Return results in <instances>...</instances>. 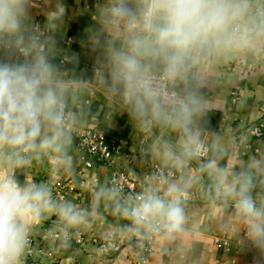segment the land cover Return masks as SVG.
I'll use <instances>...</instances> for the list:
<instances>
[{
  "label": "crops",
  "instance_id": "0c3cea01",
  "mask_svg": "<svg viewBox=\"0 0 264 264\" xmlns=\"http://www.w3.org/2000/svg\"><path fill=\"white\" fill-rule=\"evenodd\" d=\"M7 71L34 104L64 98L74 124L118 145L116 168L146 183L154 165L171 173L159 188L179 192V228L147 264H264V139L240 136L264 115V0H0V79ZM162 71L191 95L189 115L170 119L132 90ZM197 140L208 157L192 155ZM108 170L85 167L66 129L0 115V264L20 263L26 237V264H132L146 225L120 207Z\"/></svg>",
  "mask_w": 264,
  "mask_h": 264
},
{
  "label": "built area",
  "instance_id": "2783aa9c",
  "mask_svg": "<svg viewBox=\"0 0 264 264\" xmlns=\"http://www.w3.org/2000/svg\"><path fill=\"white\" fill-rule=\"evenodd\" d=\"M236 31L237 27L235 26L233 33L236 34ZM18 52L25 55L23 48H19ZM25 59L29 66L30 59L27 57ZM173 77L171 71L141 73L133 80L132 90L140 96L150 97L165 106L170 119L175 115H189L193 109L191 95L174 88L171 85ZM69 112V104L64 98H59L56 101L52 111L34 104L22 94L20 78L8 71L0 79V115L2 117L8 118L20 113L24 116L29 129H34L39 123L48 120L55 126L66 129L73 137L79 150V159L85 167L92 168L95 159H97L109 169V181L113 193L116 195V201L127 215L146 225L139 253L132 264H147L156 238L167 231L179 228L177 212V205L181 201L179 192L171 191L164 196L159 188L165 175L172 176L171 173L154 165L150 176L152 179L146 183L145 180L137 178L132 171L116 168L115 159L121 155L120 147L105 141L97 128L74 124L70 120ZM245 134L251 135L256 140H263L264 115L249 124L240 136L244 137ZM33 144V140L29 139L22 149L23 156H28L33 149ZM245 147L256 153L261 151L260 147H255L252 142H246ZM191 152L194 157L206 158L210 152V145L205 141L197 140ZM69 188L73 189V186H69ZM117 234L118 229L111 231L112 237L115 238ZM55 236L63 235L61 232H56ZM76 242L82 243L80 235L76 238ZM24 243L23 255L19 264H26L27 258L35 252L31 237H26ZM114 243L117 244L115 239ZM216 244L218 246L229 245L230 240L227 238L217 239Z\"/></svg>",
  "mask_w": 264,
  "mask_h": 264
}]
</instances>
